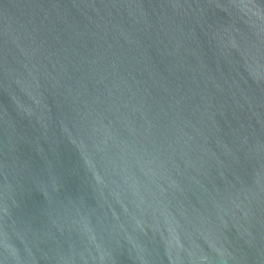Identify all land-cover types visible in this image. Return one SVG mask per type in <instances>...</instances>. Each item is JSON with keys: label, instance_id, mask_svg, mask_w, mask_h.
I'll list each match as a JSON object with an SVG mask.
<instances>
[{"label": "water", "instance_id": "water-1", "mask_svg": "<svg viewBox=\"0 0 264 264\" xmlns=\"http://www.w3.org/2000/svg\"><path fill=\"white\" fill-rule=\"evenodd\" d=\"M0 264H264V0H0Z\"/></svg>", "mask_w": 264, "mask_h": 264}]
</instances>
